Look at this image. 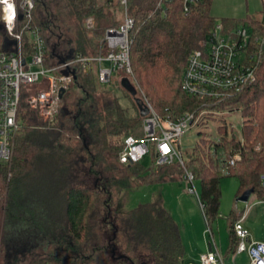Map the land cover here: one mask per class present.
I'll list each match as a JSON object with an SVG mask.
<instances>
[{
	"label": "trees",
	"instance_id": "trees-1",
	"mask_svg": "<svg viewBox=\"0 0 264 264\" xmlns=\"http://www.w3.org/2000/svg\"><path fill=\"white\" fill-rule=\"evenodd\" d=\"M211 4L198 0L185 13V0H35L30 23L39 27L49 60L98 54L105 28L121 23L127 9L135 20L130 79L143 104L148 101L158 114L172 118L212 109L199 123L204 118L225 121L226 111L238 110L243 121L239 134L221 124L214 148H207L211 139L200 135L182 154L183 163L156 165L151 151L146 170L140 161L118 160L125 137L143 135L145 116L133 99L135 110L124 107L113 91L98 83L95 71L80 73L75 84L85 98L69 102L65 95L52 121L23 99L12 157L0 161L3 264H181L185 247L180 227L164 205L146 201L124 211L119 195L125 188L184 178L186 171L201 181L199 199L208 223L220 214L224 176L239 180L237 197L253 188L252 195L264 200V18L224 19L229 27L245 25L262 36L250 48L255 81L208 103L182 86L190 52L202 45L205 29L215 21ZM89 16L93 28L86 25ZM5 36L0 32V51ZM89 97L99 102L84 106ZM220 149L224 155L219 156ZM237 151L241 157L230 165ZM83 172L96 181L87 184L79 177ZM240 215L230 219L232 252L238 243L234 223Z\"/></svg>",
	"mask_w": 264,
	"mask_h": 264
},
{
	"label": "built area",
	"instance_id": "built-area-1",
	"mask_svg": "<svg viewBox=\"0 0 264 264\" xmlns=\"http://www.w3.org/2000/svg\"><path fill=\"white\" fill-rule=\"evenodd\" d=\"M197 1L185 0L184 12L188 13L191 4ZM121 2L127 4V0ZM0 6V22L4 24L2 32L6 34L5 49L0 51V161L7 162L13 154L15 135L22 126L20 106L23 99L37 109L45 120L52 121L80 73L89 69L95 71L99 84L111 82L115 70L125 72L123 77L128 75L130 78L133 73L130 31L135 20L125 9L121 23L105 28L98 54L77 55L54 62L49 60L39 27L30 23L35 0H0ZM85 22L88 28L94 27L93 16L87 17ZM205 35L202 45L193 49L188 56L182 86L189 95L208 103L222 100L255 81L256 69L250 61V48L262 36L254 35L248 26L227 27L219 20L205 29ZM95 63L98 65L96 69ZM144 105L149 112L143 120V135L125 137L118 153L119 162L136 163L153 151L156 165L170 164L176 160L183 163L182 154L177 148L181 136L190 126L199 124L200 119L212 109L206 107L198 115L185 112L172 118L158 114L148 101ZM239 158L235 152L229 158V164H235ZM184 178L191 184L188 191L199 197L194 174L186 171ZM246 216L247 211H244L234 223L238 237L236 253L246 252L247 264H264V232L261 239L253 240L243 225ZM208 231L213 234L210 227L206 233ZM208 244L212 249L201 254L198 264H224L221 254L213 248V242L209 241Z\"/></svg>",
	"mask_w": 264,
	"mask_h": 264
},
{
	"label": "rangeland",
	"instance_id": "rangeland-1",
	"mask_svg": "<svg viewBox=\"0 0 264 264\" xmlns=\"http://www.w3.org/2000/svg\"><path fill=\"white\" fill-rule=\"evenodd\" d=\"M210 13L213 18H215V21L219 20L224 23L225 18L235 19L238 22L240 20H246L248 17L262 19L264 18V0H212ZM225 24L229 27V24ZM239 25L240 24H238V26ZM232 27L237 26L232 25ZM104 64L108 65L109 63L104 62ZM97 67L98 65L95 63L94 68L96 69ZM125 76L129 77L128 75ZM122 78V71L115 70L111 82L101 85L102 87H106L113 91L119 97L121 104L133 111L135 108L131 99L135 100V97L122 87ZM85 96L82 88L74 84L66 93V101L76 102L79 99L85 98ZM137 97H139L138 94ZM83 102L84 106H89V104H97L99 101L94 97H89ZM189 113L195 114V112ZM242 121L243 116L238 110L231 112L226 111L225 121L204 118L202 123L193 124L184 132L180 138L178 144L179 147L176 143L177 148L180 150L181 154H185V152L191 150L197 144L200 140V135H204L206 138L211 139L207 148H214L216 142L221 138L218 129L221 124L226 123L228 129H233L239 134L242 127ZM200 131L204 132V134H199ZM218 153L219 156L224 155V152L221 149ZM237 153L240 156V152L237 151ZM140 162L147 170L150 166L149 156H144ZM79 177L87 184H93L94 181H96L93 174L87 176L83 172ZM99 182H101V180H99ZM194 184L200 195L202 192L201 181L198 178H195ZM189 185L191 184L188 183L185 178H176L166 180L165 182L142 184L136 189L125 188L119 195V204L122 210L127 211L146 201L162 203L180 227L185 247V253L182 257L181 264H197V257L200 256V253L206 252L209 248L208 241H212L213 244L217 245L221 250L225 264H234L235 252L229 251V227L230 219L232 218L231 216L233 214L247 211V216L243 221V225L250 232L252 239H259L264 232V202L257 199L254 195H252L247 202L236 201L239 180L234 176H224L221 179L222 197L220 214L214 219H211L210 223H208L199 197L188 191ZM209 227L213 234L209 231L206 233V230ZM3 231L2 213H0V243H2ZM22 233L23 235L26 234V232ZM18 235L19 234H17V236ZM3 259L4 256L0 255V264H3ZM235 260V264H247L248 254L246 252L239 253Z\"/></svg>",
	"mask_w": 264,
	"mask_h": 264
},
{
	"label": "water",
	"instance_id": "water-1",
	"mask_svg": "<svg viewBox=\"0 0 264 264\" xmlns=\"http://www.w3.org/2000/svg\"><path fill=\"white\" fill-rule=\"evenodd\" d=\"M2 31H4V24L2 22H0V32H2ZM121 85L124 89L128 90L135 97V102L137 103V105L140 109L141 115L146 116L149 112V109L147 106H145L143 104L140 97H137V89L134 86V84L131 82L129 77L124 76L121 80ZM63 92H64V90L62 91V94H63ZM252 193H253V188L247 189L241 195H239L236 198V201L247 202L250 199ZM211 249H212V246H209L208 250H211Z\"/></svg>",
	"mask_w": 264,
	"mask_h": 264
},
{
	"label": "crops",
	"instance_id": "crops-1",
	"mask_svg": "<svg viewBox=\"0 0 264 264\" xmlns=\"http://www.w3.org/2000/svg\"><path fill=\"white\" fill-rule=\"evenodd\" d=\"M130 79V78H129ZM262 238V237H261ZM261 238H259V239H261ZM259 239H255V240H259ZM254 240V239H253ZM208 243H209V241H208ZM208 247H209V244H208ZM213 248L215 249V250H217L220 254H221V256L223 257V255H222V253H221V250L218 248V246L217 245H215V244H213ZM209 249V248H208ZM203 253H205V252H201L200 253V256H201V254H203ZM237 254H239V253H234V264H235V262H236V260H235V258H236V256H237ZM200 256H198L197 257V264L199 263V259H200ZM223 260H224V258H223ZM190 264V263H189ZM224 264H225V261H224Z\"/></svg>",
	"mask_w": 264,
	"mask_h": 264
}]
</instances>
